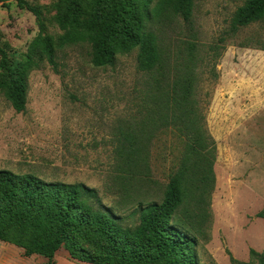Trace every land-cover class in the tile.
<instances>
[{"label": "rangeland", "instance_id": "rangeland-1", "mask_svg": "<svg viewBox=\"0 0 264 264\" xmlns=\"http://www.w3.org/2000/svg\"><path fill=\"white\" fill-rule=\"evenodd\" d=\"M24 1L39 12L43 34H60L57 0ZM244 1L193 0L196 94L216 148L211 218L195 248L199 264H230L226 250L249 263V249L264 251V220L255 217L264 206V20L232 33V15ZM189 28L177 19L157 32L173 46L188 39ZM39 32L35 15L15 0L0 5V48L11 60L20 59ZM89 53L88 44L68 46L56 53V72L45 62L31 71L22 113L0 92V170L83 184L97 192L124 228H134L139 202L161 201L181 141L170 129L153 133L147 177L141 173L127 182L119 176L113 149L120 131L142 121L139 106L148 78L137 69L136 51L105 68L93 67ZM6 79L0 68V80ZM54 264L87 263L70 259L61 249Z\"/></svg>", "mask_w": 264, "mask_h": 264}, {"label": "trees", "instance_id": "trees-1", "mask_svg": "<svg viewBox=\"0 0 264 264\" xmlns=\"http://www.w3.org/2000/svg\"><path fill=\"white\" fill-rule=\"evenodd\" d=\"M15 1L35 15L40 29L18 60L0 48V68L7 73L0 92L16 113L25 110L29 73L44 62L56 72L58 50L88 44L96 68L113 67L118 56L136 51L137 69L147 75L148 88L139 106L141 123L120 131L113 149L119 176L127 182L141 173L147 177L153 133L170 129L181 151L161 201L139 202L134 228H124L97 192L83 184L0 170V241L42 256L47 264H54L61 249L87 264H199L195 248L211 218L216 148L196 94L193 0H57L56 37L43 34L37 10ZM177 19L190 26V34L172 46L157 28ZM263 20L264 0H245L233 13L230 30L236 33ZM255 217L264 220V206ZM225 253L230 264H264V251L249 249V263Z\"/></svg>", "mask_w": 264, "mask_h": 264}, {"label": "crops", "instance_id": "crops-1", "mask_svg": "<svg viewBox=\"0 0 264 264\" xmlns=\"http://www.w3.org/2000/svg\"><path fill=\"white\" fill-rule=\"evenodd\" d=\"M11 259L12 260L13 259H18V260L26 259V260H30V261L32 260V261H38V262H39V259H43L41 260V263L43 264L44 259L46 258L39 256V255L25 252L24 250L18 247H15L11 244L3 243L0 241V262L10 261Z\"/></svg>", "mask_w": 264, "mask_h": 264}]
</instances>
